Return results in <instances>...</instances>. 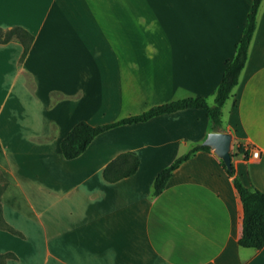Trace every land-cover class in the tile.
<instances>
[{"label": "crops", "instance_id": "1", "mask_svg": "<svg viewBox=\"0 0 264 264\" xmlns=\"http://www.w3.org/2000/svg\"><path fill=\"white\" fill-rule=\"evenodd\" d=\"M250 6L0 0V28L33 36L22 60L20 42L0 43V215L9 228L0 225V254H13L3 264H264V246L238 244L241 200L212 149L182 162L153 194L158 172L213 131L205 110L118 125L74 159L60 150L79 121L110 123L188 96L213 104ZM108 104L114 117L95 123L93 110ZM221 121L232 148L248 150L247 159L232 152L235 174L264 192V0ZM125 152L138 156L137 171L106 182L104 167Z\"/></svg>", "mask_w": 264, "mask_h": 264}, {"label": "trees", "instance_id": "2", "mask_svg": "<svg viewBox=\"0 0 264 264\" xmlns=\"http://www.w3.org/2000/svg\"><path fill=\"white\" fill-rule=\"evenodd\" d=\"M260 2L261 0H251V6L241 37L236 44L235 54L232 59L226 62L221 80L215 91L213 104H209L207 99L202 96H188L152 106L140 114L130 115L110 123L92 126L85 121H79L68 131L60 142V150L63 157L67 160L78 157L85 151L95 136L118 125L145 122L158 115L185 109L205 110L211 121V129L213 131H220L222 128V107L229 98L232 89L237 84L239 75L247 60L248 48L255 31L257 11ZM11 40H16L21 43L22 53L20 60H22L30 48L33 36L19 26L7 30L0 28V43H6ZM236 149L239 153L243 154L244 158H248L247 149L241 146H237ZM197 151L208 152L210 151V147L204 144H197L187 153L174 159L169 166L160 170L153 182V194L159 195L165 188L172 172ZM230 155L232 157L231 153ZM220 162L226 174L231 177L233 186L242 204V233L238 239V244L245 248L260 249L264 246V192L253 186L243 185L235 174L234 166L231 165L230 168H226L221 160ZM138 166L139 158L135 153H121L107 163L102 171V177L106 182L113 183L133 175L137 171ZM0 225L3 228H8V226L3 224L1 215ZM12 257L13 254L11 253L0 254V264H3L6 259Z\"/></svg>", "mask_w": 264, "mask_h": 264}, {"label": "water", "instance_id": "3", "mask_svg": "<svg viewBox=\"0 0 264 264\" xmlns=\"http://www.w3.org/2000/svg\"><path fill=\"white\" fill-rule=\"evenodd\" d=\"M231 133L225 131H211L203 141L204 145L210 147L214 154L224 163L226 168H230L231 163Z\"/></svg>", "mask_w": 264, "mask_h": 264}, {"label": "rangeland", "instance_id": "4", "mask_svg": "<svg viewBox=\"0 0 264 264\" xmlns=\"http://www.w3.org/2000/svg\"><path fill=\"white\" fill-rule=\"evenodd\" d=\"M206 27V26H205ZM194 28L195 27H190L188 26L187 29H188V32H192L194 31ZM172 31L173 32H177V33H180V32H184L185 29L183 30V26H172ZM91 45L93 44V42L90 43ZM114 102V99L113 101ZM209 104H212V102H210ZM104 107H107V112H100L99 109H94L93 110V116L95 117V123H104V122H107L109 120L112 119V117H114V114H115V107H114V104H108ZM114 108V109H113ZM95 111V112H94ZM236 148H232V143H231V148H230V153L232 154V152L235 151Z\"/></svg>", "mask_w": 264, "mask_h": 264}, {"label": "built area", "instance_id": "5", "mask_svg": "<svg viewBox=\"0 0 264 264\" xmlns=\"http://www.w3.org/2000/svg\"><path fill=\"white\" fill-rule=\"evenodd\" d=\"M251 157L258 158L259 157V150L253 148V150L251 151Z\"/></svg>", "mask_w": 264, "mask_h": 264}]
</instances>
